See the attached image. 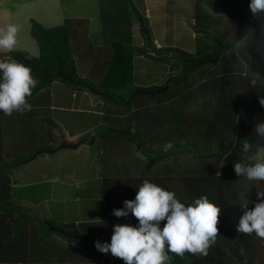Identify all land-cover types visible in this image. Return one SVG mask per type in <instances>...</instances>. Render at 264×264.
<instances>
[{"label":"trees","instance_id":"trees-1","mask_svg":"<svg viewBox=\"0 0 264 264\" xmlns=\"http://www.w3.org/2000/svg\"><path fill=\"white\" fill-rule=\"evenodd\" d=\"M200 3L212 14H225L233 19L239 29L229 34L197 28L195 19V51L188 53L172 46L156 48L146 15L140 13L132 0H100L103 29L111 21L116 34L108 43V59L97 83L79 76L74 58V35L84 33L79 28L87 25L86 19H65L51 28L30 20L29 34L37 46V56L14 49L4 57L31 68L36 85L26 101L53 82L89 92L117 114L94 134L101 145L109 146L107 162L113 160L111 151L116 149L127 156L126 160L131 153L138 159L132 161L136 164L133 177L102 179V215L107 214L106 220L57 224L34 214L11 195L13 172L36 152L54 147L38 145L26 154L9 150L17 142L10 146L13 141L7 136L0 110V264H125L110 252L98 251L94 242L110 243L113 225L117 223L139 225L131 213L118 218L113 210L123 208L126 199L134 200L145 180L174 192L186 205L206 195L220 208L218 232L207 254L186 251L180 256L169 252L166 243L165 251L170 257L167 264H264V238L255 232L237 231L244 211L257 203L255 181L234 171L236 163H257L259 148L247 146L246 151L240 145L261 140L257 127L264 124V105L260 103L264 99V74H253L255 69L244 62L239 46L246 38L264 36V18L250 20L249 6L238 0H200ZM126 14H132L134 21H129ZM134 24L138 25L142 40L137 47L131 43ZM136 55L168 67L175 64L178 72L159 85L139 87L133 77ZM207 69L210 71L205 74ZM195 72L196 76L189 79ZM185 83H190L187 85L191 88L182 90ZM184 91L187 94L180 98V92ZM144 97L157 101V106L151 107L147 101L140 105L137 100ZM185 102L188 112L191 110L188 115L191 122L187 125L180 120ZM119 111L125 115L121 120ZM46 122L51 129H59L53 121ZM123 122L125 126H121ZM133 122L145 124L147 129H165L160 145L149 144L147 135L138 132ZM169 144L171 147H167ZM164 162L172 164L160 169ZM242 200L247 201V209L241 207ZM159 223L163 228L166 219Z\"/></svg>","mask_w":264,"mask_h":264},{"label":"crops","instance_id":"crops-1","mask_svg":"<svg viewBox=\"0 0 264 264\" xmlns=\"http://www.w3.org/2000/svg\"><path fill=\"white\" fill-rule=\"evenodd\" d=\"M239 2L248 5L250 0H238ZM144 3V12L146 11V18L149 23V29L152 35V40L156 48H160L162 46H172L178 47L182 50L187 51L188 53H193L195 51V33L193 30V24L195 21V16L199 14L202 18L211 19V12L204 8L201 3H198V0H143ZM250 10V9H249ZM210 13V14H209ZM250 16L254 17V20L262 19L264 16L256 15L254 16L250 11ZM65 19H84L82 16H69ZM30 20V19H29ZM89 21L88 19H86ZM102 26V24H101ZM134 26V25H133ZM131 27V30L133 29ZM138 26V25H137ZM103 29V26H102ZM139 28H137V31ZM104 32L107 33V29H103ZM236 31V30H234ZM75 33V30H74ZM132 33V31H131ZM139 33V31H138ZM230 33V32H229ZM111 37L115 36L116 31L115 28L111 27ZM104 38L102 48H87L88 41L86 37L81 34L74 35V41L78 43L75 45L77 50L78 58L86 57L85 71L87 74H92L99 82L103 72H99L96 70L97 65L100 64V60L103 58H108L109 49L108 43L111 39ZM133 36H131L132 38ZM249 39V38H248ZM246 40V39H245ZM244 40V41H245ZM252 40V41H251ZM263 42H262V41ZM243 41V42H244ZM249 43L240 44L239 48L242 51V56L244 57V62H249L248 65H251L255 70H259V66L261 63H264V46L261 47V44L264 43V39L260 37L250 38ZM142 44V40L135 44L134 46H140ZM260 47V48H259ZM105 48V49H104ZM6 54V53H5ZM4 54V55H5ZM87 54V56H86ZM257 54V55H256ZM140 59L147 60V58L140 56ZM88 59V61H87ZM135 57L133 59L134 64ZM104 62V66H105ZM134 68V67H133ZM134 75V72H133ZM162 78H157L149 81L147 84H136L135 78L134 83L139 87H149L152 85L161 84ZM156 82V83H155ZM64 86L53 82L49 88L43 89L39 91L32 99L27 101L31 105L30 110L24 111H13L11 115L1 114L3 121L6 126V133L8 138L13 141L10 146L14 145V142H20L21 146H23L24 151L20 153L26 154L32 151V149L38 145H52L53 143H58L57 132L62 134V138L65 140L64 143H74L79 140L87 131H80L75 126L76 116L77 115H100L107 117V120L115 119L116 112L114 110H110L107 107L103 106V103L98 102L99 98L91 95L88 92H73L70 96H66ZM187 92H180V98L182 95H186ZM139 103L143 102L142 99H138ZM99 104V106H98ZM185 107L181 108L180 120L185 121V124L190 123L188 115V103H184ZM106 113V114H104ZM191 115V114H190ZM119 120L123 119L122 116L118 115ZM48 120L53 121L59 127L58 131L51 129L47 122ZM106 120V121H107ZM189 121V122H188ZM194 129L196 130V126L194 125ZM166 131V130H165ZM20 144H17L19 146ZM118 146H116L117 148ZM89 146L85 144L79 145L75 149H65V150H73V151H82V149H88ZM262 149V148H259ZM63 150V149H60ZM264 150V149H263ZM43 151V150H42ZM117 151V149H116ZM40 152L33 160L29 161L31 163L33 161L38 162L39 164H45L49 167L51 166L52 157L42 156ZM49 154H57V151ZM113 154V150L111 151V155ZM55 157V156H54ZM69 155H65L64 157H55L57 162H65ZM257 162H264V152L260 153L259 150L257 152ZM26 163V165L28 164ZM127 162L124 163V165ZM24 165V164H23ZM20 166L17 168L12 175L13 184L11 186V195L15 194V190L19 189H38L40 186H45L43 189H47L46 186L49 185L50 190H47L46 195H42L43 197L39 198L40 192L34 194V199L30 198L29 195L25 194L21 196L17 193L16 200H18L21 204L29 208H37L40 204L46 201L50 203L51 207L44 208V216L49 220H58L60 223H69L71 219H69L70 212L74 210V206L72 203L82 202L81 198H78L76 190L73 189L74 183L66 182V178L72 175L73 168L68 164V168L61 169V173L58 171L56 173L55 170L52 169V173H49L48 170L43 171H34L29 170L27 167ZM118 166H122V164L118 165V160H113L112 163L108 164L107 159L104 161L105 168H116ZM24 167V168H23ZM71 169V170H70ZM75 172V171H74ZM74 176V173H73ZM63 180H62V179ZM19 179V184L16 180ZM24 182V183H23ZM87 182V181H86ZM84 183V182H83ZM83 183L79 184V187L76 188L82 192L84 188L82 187ZM258 192H264V180L255 181V199L256 202L259 203L261 198L257 196ZM43 194V192H41ZM72 196L73 202L72 200ZM71 198V199H70ZM69 208V209H68ZM83 206L78 208V212L81 214ZM61 218H64V221H60ZM80 221L74 220V223H78Z\"/></svg>","mask_w":264,"mask_h":264},{"label":"rangeland","instance_id":"rangeland-1","mask_svg":"<svg viewBox=\"0 0 264 264\" xmlns=\"http://www.w3.org/2000/svg\"><path fill=\"white\" fill-rule=\"evenodd\" d=\"M134 6L140 10V13L146 15V11L144 12L145 7L143 6V0H132ZM198 3H200V0H198ZM250 3V2H249ZM203 6V5H202ZM204 7V6H203ZM205 8V7H204ZM102 12L100 11V0H0V29L5 28L8 24H18L20 25V31L17 35V45L15 46V50H23L26 51L28 54L32 56H37V46L32 40L29 32H30V20H35L38 22L41 26L44 28H51L56 25H60L63 23L66 17L69 16H77V17H83L84 19H88L87 25H81V28H79L80 31H83L82 34L84 38L86 37V40L88 41L87 48H102L103 46V39L111 37V27L113 28L114 25L111 21L106 22L107 25V33L103 31L102 29V19L101 15ZM210 14V13H209ZM127 16V14H126ZM195 19H197V28H208L207 30H216V31H223V32H230L234 33V30H238L239 26L236 21L233 19H230L225 14H210L211 19L209 18H202L199 14L194 15ZM248 16L250 17V20L254 21V17L250 16V10L248 13ZM129 17V18H128ZM116 16H114V19ZM30 19V20H29ZM127 19L129 21H134V17L132 14H128ZM113 22H115L113 20ZM137 24H134L133 29L131 30V35L133 36L131 38V43L133 45L137 44L140 41V36L137 31ZM229 33V34H230ZM264 39V36H262ZM250 38H246V40L243 42L249 43ZM252 41V40H251ZM74 41V45H77ZM142 45V44H141ZM169 46V45H168ZM176 48H178L176 46ZM105 49V48H104ZM180 49V48H179ZM182 50V49H181ZM75 62L77 65V71L80 77L87 78L91 80L94 83H97L98 81L92 74H87L85 71V64H86V57L84 58H78L77 56V50H75ZM185 51V50H183ZM187 52V51H186ZM87 56V54H86ZM5 55H3V58ZM139 55L135 56L134 60V75L135 83L136 84H147L150 83L149 81L155 79L157 81V78H162L161 83L171 75L178 72L177 68L178 66L173 64L172 66L168 67L163 64L155 63L150 60H144L143 58L140 59ZM108 59V58H107ZM106 59V62H107ZM88 61V59H87ZM105 59L100 60V64L97 65L96 70L98 73L104 72L105 66H104ZM105 62V63H106ZM247 65L249 62H245ZM210 71L207 69L205 74ZM197 72L192 73L189 77V79H193L196 76ZM255 76H260L261 74H264V63H261L259 66V70H255L253 72ZM103 75V73H102ZM262 76V75H261ZM102 77V76H101ZM101 79V78H100ZM64 86L65 94L66 96H70L73 92H81L84 90L80 89H72L68 85H64L60 82H56ZM156 83V82H155ZM190 83H185L182 85V90H188L191 88L188 85ZM187 86V87H186ZM188 88V89H187ZM165 89V88H164ZM87 92V91H85ZM89 93V92H88ZM92 95V94H91ZM98 102L102 101L98 99ZM143 101H147V98H142ZM163 103V101L161 100ZM148 105H152L151 107L157 106V101H147ZM145 103H141L140 105L144 106ZM99 106V104H98ZM120 116H125L120 111L117 112ZM106 114V113H104ZM191 114V110L189 112ZM76 123L75 126L80 131H87L85 134H83V139L77 141H87L91 142L93 140V144L88 145V149H82V151H73V150H60V146L64 144L65 140L62 138V134L60 132H57L58 136V143H53L52 149H56L57 154H42V156H49L48 158L52 157V164L49 167L45 164H39L38 162H31L26 165L29 170L34 171H43L48 170L49 173H52V169L58 173V171L61 173V169L68 168V164L73 168L72 175L68 176L66 178V182L74 183L73 189L76 190L77 193H74L75 195H78V198L82 199V202H76L72 203L71 205L74 206V210L70 212L69 219L71 223H74V220L77 219V221L80 222H91V221H99L102 222L107 219V214L105 213L102 215V198H101V182L103 178H117L120 179L123 176H134L135 173V163L132 161L137 160L138 157L134 156L131 152V157L127 158L125 154H122L119 150L113 151V154L111 155V158L115 161L118 160V165L122 164V166H118L114 169L112 168H105L103 163L108 158V145H101L97 138L95 137V132L99 131L100 128H103L108 123L107 117L103 116L101 113L100 115H77L76 117ZM132 126L138 131L143 132L148 137V143L151 145H160L158 143H161L162 138L164 136L165 129L163 128H157V127H151L150 129L145 128V124H139L138 122L131 123ZM126 122H123L121 126H125ZM101 126V127H100ZM100 127V128H99ZM236 128V127H235ZM55 131H58V129H54ZM96 132V133H97ZM62 140L64 142H62ZM11 141V140H10ZM74 142V143H77ZM61 143L60 145H58ZM74 143H68V144H74ZM12 144V142H10ZM17 144H20L19 146L8 147L9 150H12L14 152H21L24 151L23 146H21L20 142H17ZM118 144L116 143L114 146L116 147ZM130 147V146H129ZM47 149V148H46ZM45 150V149H43ZM259 152L263 153V149H258ZM42 151V150H41ZM258 152V151H257ZM65 155H69L67 158V161L65 162H57L55 157H64ZM133 155V156H132ZM136 155V154H135ZM55 156V157H54ZM108 162V164L112 163ZM125 161L129 164L127 166H124ZM169 164H172L171 162H164L159 165L160 169L167 167ZM22 165V166H24ZM21 166V167H22ZM125 167V168H124ZM24 168V167H23ZM71 170V169H70ZM75 171V172H74ZM74 173V176H73ZM62 179V178H61ZM12 184H13V178H11ZM63 180V179H62ZM19 184V179L16 180ZM87 181V182H86ZM84 182V183H83ZM24 183V182H23ZM83 183L82 187L84 188V191L82 192L81 188L80 191L76 188L79 187V184ZM49 185L46 186H40L38 189H19L15 190V194H13L12 198H16L17 193L21 196H24L25 194L29 195L30 198L34 199V194L40 192L41 195H39V198L43 197L42 195L47 194V190H50ZM43 192V194L41 193ZM72 197V196H70ZM71 199V198H70ZM72 197V202H73ZM15 201L19 202L18 200L14 199ZM20 203V202H19ZM47 203V204H46ZM21 204V203H20ZM51 207L52 205L48 203L47 201L39 206L37 208H29L34 214L38 215L39 217H45L44 214V208ZM51 205V206H50ZM83 206L84 209L82 210V213L80 214L78 211V208ZM69 209V208H68ZM107 210V208H106ZM64 218H61L60 221H64ZM57 224H63L60 223L58 220H52Z\"/></svg>","mask_w":264,"mask_h":264},{"label":"clouds","instance_id":"clouds-1","mask_svg":"<svg viewBox=\"0 0 264 264\" xmlns=\"http://www.w3.org/2000/svg\"><path fill=\"white\" fill-rule=\"evenodd\" d=\"M249 9L254 16H264V0H250ZM19 31L20 25L11 23L0 29V110L6 115H11L14 110H30L26 96H31V89L36 85L29 66L3 58V54L13 51L17 45ZM260 103L264 105V99ZM257 131L259 138L264 140V124L258 125ZM167 147H171V144ZM234 171L249 181L264 180V162L249 165L236 163ZM257 196L261 198L260 202L244 211L237 231L247 234L255 232L264 238V192H258ZM241 207L247 209V201L242 200ZM129 213L138 219L139 225H113L111 242L101 243L97 240L94 242L95 248L122 258L125 264H167L170 257L165 251L166 243L169 252L180 256L186 251L207 254L218 232L220 208L206 195L186 205L174 192L145 180L134 200L126 199L123 208L113 210V215L118 218L127 217ZM165 219L166 224L161 228L159 222ZM153 221L155 223H151Z\"/></svg>","mask_w":264,"mask_h":264},{"label":"water","instance_id":"water-1","mask_svg":"<svg viewBox=\"0 0 264 264\" xmlns=\"http://www.w3.org/2000/svg\"><path fill=\"white\" fill-rule=\"evenodd\" d=\"M4 55V54H3ZM164 88L161 90L163 91ZM81 144H85V145H91L93 144V140L91 142H87V141H79L77 143H74V144H68V143H64L62 144L59 148L60 149H75L77 148L79 145ZM240 146H245V145H240ZM247 146H250V147H258V148H262L264 149V140H260V141H256L254 143H251L250 145H247ZM56 151V149H45L43 151H41L42 153H46V154H49V153H54ZM39 154V152H36L35 154H33L28 160L25 161V163L33 160L37 155ZM85 244L87 245H91L92 243L89 242V241H84Z\"/></svg>","mask_w":264,"mask_h":264},{"label":"built area","instance_id":"built-area-1","mask_svg":"<svg viewBox=\"0 0 264 264\" xmlns=\"http://www.w3.org/2000/svg\"><path fill=\"white\" fill-rule=\"evenodd\" d=\"M147 14V13H146Z\"/></svg>","mask_w":264,"mask_h":264}]
</instances>
